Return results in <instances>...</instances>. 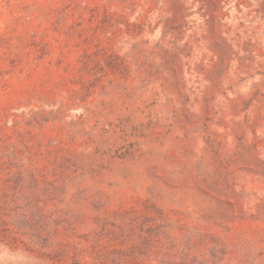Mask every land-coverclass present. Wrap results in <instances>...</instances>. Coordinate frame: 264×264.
<instances>
[{
  "label": "rangeland",
  "instance_id": "rangeland-1",
  "mask_svg": "<svg viewBox=\"0 0 264 264\" xmlns=\"http://www.w3.org/2000/svg\"><path fill=\"white\" fill-rule=\"evenodd\" d=\"M0 264H264V0H0Z\"/></svg>",
  "mask_w": 264,
  "mask_h": 264
}]
</instances>
